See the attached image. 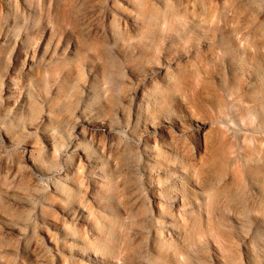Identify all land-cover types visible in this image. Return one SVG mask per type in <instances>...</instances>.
<instances>
[{
	"label": "rangeland",
	"instance_id": "374dc122",
	"mask_svg": "<svg viewBox=\"0 0 264 264\" xmlns=\"http://www.w3.org/2000/svg\"><path fill=\"white\" fill-rule=\"evenodd\" d=\"M104 1L0 0V264H53L52 246L62 231L86 239L88 250L104 252L115 264H156L137 240L118 229L114 217L109 219L111 233L102 236L104 229L92 204L82 194H74L79 204H86L89 221L106 240L107 249L102 251L85 225L38 201L37 195L50 198L53 180L34 184L35 177L26 174L23 166L26 151L46 166L57 164L47 155L35 120L50 107L62 108L69 93H76L73 84L86 80L98 41L105 43V53L113 58L106 65L108 84L117 105L124 107V115L117 117L124 162L136 156L140 135L129 119L126 98L152 71L175 62L177 74L171 76L170 91L162 97V114L181 115L184 104L193 119L206 125L205 137L215 141L213 150L202 147L187 159L188 164L204 166L214 188L220 173L234 170L239 179L232 199L203 207L211 225L207 233L201 226L198 232L189 229L185 249L191 259L186 262L165 244L159 252L164 264H264V175L256 201L250 188V177L256 176L252 160L261 161L264 172V0H190L184 10L173 0H161L165 7L152 28L154 38L145 45L128 46L115 28L118 53L112 41L94 28ZM174 70L169 68V74ZM9 90L14 95L8 101ZM127 131L135 138L129 140ZM123 193L116 191L107 205L122 201ZM8 194L30 206L12 203ZM40 218L52 219L56 226H42ZM16 224L27 226L26 247L16 235L3 234L5 227ZM119 237L127 249L124 262L114 250ZM35 239L40 250H27ZM69 264L86 263L75 258Z\"/></svg>",
	"mask_w": 264,
	"mask_h": 264
},
{
	"label": "bare ground",
	"instance_id": "6f19581e",
	"mask_svg": "<svg viewBox=\"0 0 264 264\" xmlns=\"http://www.w3.org/2000/svg\"><path fill=\"white\" fill-rule=\"evenodd\" d=\"M173 1L180 10L187 9L190 3V0ZM164 7L161 0H105L100 21L94 28L112 41L114 53H118L119 47L115 41L117 29L122 34V43L145 45L154 38L152 28ZM103 44V41L94 44L97 53L91 60L92 67L86 69V80L73 84L76 93H69V101L60 109L50 107L35 120L34 128L47 148V155L56 158L57 164L46 166L44 161L35 159L31 151H26L24 169L30 177H35L34 184L41 179L53 180L50 198L45 200L37 195L38 201L57 209L69 221L85 225L89 230L87 235L98 241L96 244L102 251L107 249L102 236L111 233L109 219L114 217L118 229L137 240L143 253L150 255V260H156V264H164L159 252L167 244L187 262L191 259V252L185 249L189 229L193 232H198L200 226L204 232L209 229L211 225L208 226L203 207L214 200L225 198L228 202L232 199L239 185L237 173L234 170L220 173L219 184L214 188L204 166L196 168L188 164L187 159L198 155L202 147L213 150L215 141L205 137L206 125L193 119L184 104H180L181 115L162 114V97L170 91L171 76L177 74L175 62L152 71L126 98L129 119L139 127L140 135L136 138V156L130 163L124 162L125 148L119 143L117 122V117L124 115V107L117 105L116 95L108 84L106 65L113 58L105 53ZM169 68L174 70L172 74ZM6 94L8 101L14 95L13 90ZM126 134L129 140L135 138L129 131ZM252 161L256 176L250 177V188L256 201L261 196L264 172L261 161ZM119 190L124 191V199L108 206L112 195ZM74 194H82L85 201L92 204L94 217L104 229L102 236L89 221L86 204H79ZM8 198L22 208L30 206L23 198L18 200L11 194ZM40 221L42 226H56L52 219L40 218ZM26 227L21 224L5 227L3 234L16 235L26 247ZM85 244L86 239L60 232L52 246L53 264H69L75 258L86 264H115L104 252L94 254ZM28 247L27 250L33 252L40 250L38 239ZM125 248L119 237L114 250L120 262L128 258Z\"/></svg>",
	"mask_w": 264,
	"mask_h": 264
}]
</instances>
